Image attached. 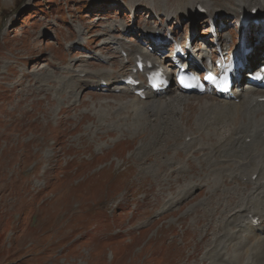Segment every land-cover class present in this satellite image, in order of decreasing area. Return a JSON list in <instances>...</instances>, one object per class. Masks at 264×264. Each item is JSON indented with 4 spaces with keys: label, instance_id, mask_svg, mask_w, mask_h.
<instances>
[{
    "label": "rangeland",
    "instance_id": "rangeland-1",
    "mask_svg": "<svg viewBox=\"0 0 264 264\" xmlns=\"http://www.w3.org/2000/svg\"><path fill=\"white\" fill-rule=\"evenodd\" d=\"M153 1L166 10L187 11L192 0ZM212 1L219 7L235 4L233 0ZM127 8L112 0H0V264H222L210 254V248L211 253L216 252L219 241L211 245L212 228L207 229V219L194 211L186 213L192 206L198 207L204 192L191 188L169 209L165 204L170 192L176 194L184 182L195 181L197 170L189 172L186 162L188 158L196 162L192 151L209 137L199 138V132V137H194L182 119L178 121L177 130L183 129L178 139L154 140L153 129L150 133L140 126L135 133L136 127L132 129L134 124L128 121L131 111H115L120 104L137 103L132 92L116 96L118 93L107 88L95 87L96 80L77 79L58 69L79 58L76 65L102 70L104 63L94 60L92 54L100 49L103 55L112 51L102 48L98 36L103 29L127 24L134 32L129 36L138 42L151 39L146 30L162 25L167 41L190 31L199 45L214 42L205 14L166 21L142 13V8ZM217 20L221 21L217 24L221 34L228 36L222 47L244 41L235 16ZM77 29L84 32L79 40ZM228 31H232V38ZM256 31V27L251 29V40L264 59V39L257 41ZM164 46L152 52L148 43L142 50L166 65L170 53L167 42ZM210 56L214 62L218 59ZM117 70L121 71L119 64ZM64 79L72 82L65 87ZM172 93L167 95H175ZM181 96L190 98L186 106H180L189 123L206 98L231 100L210 93ZM141 101L148 103L150 99ZM118 122L127 128L116 131ZM191 136L193 142L187 151L178 152L176 149L184 150ZM151 139L154 143L150 144ZM156 150L160 158H156ZM171 161L175 165L170 166ZM177 169V173H184L178 174L176 181L172 175ZM201 170L208 176L203 175L198 182L209 184L213 193L219 178L212 174L220 176L219 172ZM186 187L188 184L183 191ZM209 202L213 203L211 196L200 204L201 209L208 210L210 217L216 215V228L226 233L222 237L231 239L226 229L228 206H211ZM164 210L175 212L166 214ZM252 233L255 237L239 251H232L231 246L224 249L221 260L235 253L230 264H264V247L251 249L264 233L255 229Z\"/></svg>",
    "mask_w": 264,
    "mask_h": 264
},
{
    "label": "bare ground",
    "instance_id": "bare-ground-1",
    "mask_svg": "<svg viewBox=\"0 0 264 264\" xmlns=\"http://www.w3.org/2000/svg\"><path fill=\"white\" fill-rule=\"evenodd\" d=\"M233 1L235 2L233 7H229L228 5L219 7L213 4L212 0H192L190 2V9L188 8L189 2L185 5L188 8L187 11L184 9H173L174 7L172 8V10L171 8L166 10L163 6H158V4H156L152 0H125L124 2L128 6L129 11H132L138 7H142L144 9L142 13H148L160 19L161 17H164L166 21L177 19L179 16L181 17V15L187 16V14H189L191 17L194 12H196L197 6L205 10L206 16L209 19L214 18V16L222 19L223 17H227L230 15L235 16V19H238L241 13H243L244 11H247L252 7L262 8V5L264 4V0ZM112 2L116 5H121L119 0H112ZM259 20L261 21V18ZM119 30H121L122 32L115 33ZM164 31L165 26H154L145 31L146 34L152 32V40L144 39L138 42L131 36H129L134 32L129 30L128 24L126 25V27L103 29L102 33L98 36L100 45L103 46L102 48H106L109 51L111 50L112 53L110 55H103L100 49L97 53L95 52L94 54H92L94 56V60L104 63V65H101L102 70L94 71L90 70L87 67L76 65L77 62H80L79 58L73 59L66 67H61L58 69L64 72H70L72 76L77 79H84L85 81L90 82H94L96 80L97 86H95L94 83L92 84L95 87H98L101 81H105L107 89H109L111 92L118 93L116 96H125L129 93L130 89L127 86L121 85L122 83L120 84L121 81L119 80L125 78L127 74H131L132 70L135 67L134 62H136L139 57L143 59V63L145 65L162 63L157 58L152 57L151 54L143 51L142 46L144 44L147 45L148 43H150V45L154 47L156 45L154 44V40H156L157 37H160L159 35L163 36ZM208 32L210 33L211 30L208 29ZM76 33L78 40L84 35V32L81 29H77ZM228 34L232 38V31H228ZM143 35H145L144 32L142 33V36ZM226 37L228 36H223L221 34L219 40L216 41L214 45H210L213 46L211 48H209V44L207 43L195 48L193 50V54L197 59L200 60V63L198 62L195 66L190 65L191 70L196 71L199 69H203L205 66L202 65V62H204V60L209 57V53L213 54L215 57L221 56L223 53H225L226 49L223 48L225 46L221 47V41L226 40ZM263 39L264 28L260 29L257 40L262 41ZM163 41L166 40L163 39ZM245 47L254 48L257 52V54L253 57L246 56V60H248V62L252 64V61H254V59H256V57L258 56L259 47L258 45L256 47L255 42L246 40L244 46L242 42L237 45V50L235 52L242 54ZM231 50L232 48H230V51ZM173 56L174 55H172L171 57ZM131 62H133V64L129 67L128 64H130ZM117 64L120 65L121 71L117 70ZM167 65L171 67V69L166 68V72L169 76H171L178 69V65L176 63L175 65H172V61ZM137 75V79H140V74ZM62 81H65L64 84L66 83L67 86L72 82L71 79H64ZM62 81H58L59 87H61V83H63ZM66 84L64 85L65 87ZM144 87V83L138 86V88ZM138 88L136 87L133 89ZM58 90L60 89L58 88ZM169 92H174L172 94L175 95H167ZM104 95L110 96V94ZM144 95L145 100L147 98L150 99L148 103H143V101H141V99L137 96L135 97L137 103L126 102L120 105L118 104L119 106L115 110L117 111V114L126 109H129L131 111L128 115V121L131 124H134L131 126L132 129H135L136 127L134 131L135 133L138 131V128L142 127L143 131L148 130L150 133L153 129L154 140L162 139L163 141H167L170 139H178L183 129L179 131L177 130V126L178 124H180L178 121L182 119L186 121L185 127L190 128L189 132L192 131L194 137H199V134L197 132L202 133V136L199 138L209 137L204 139L206 140V143H202L201 148L198 149L197 147L194 151H192L191 155L195 157L196 162H194L191 158H188L186 162V168L189 172L191 171L193 173L194 170H197V173H194L195 181L189 180L187 182H184L182 185H180L176 194H172L170 192V198L166 200L165 204L167 205V209H169L176 203L180 202L185 197V195L189 193L191 188H198L201 192H204L205 196L203 197L202 201L198 202V207L192 206L186 211V213L188 214L189 212L194 211L195 213L199 214L198 217L207 219V229L212 228L213 240L211 242V245L216 243V241H219V243L217 244L216 252L211 253V250L213 248H210V254L214 256L218 261L222 262V264H230L233 261L232 255L236 254L229 253L227 254L225 260H221L223 254H225L226 252L224 251V249H228L231 246V250L237 252L245 246V243L255 237L252 233L254 229L261 234L264 233V91L247 84L241 86L239 89L234 88V90H232V93L230 95L231 100L238 99L237 103L231 100L214 102L206 98L205 101L198 106L197 114L194 115L193 118H191V123L188 122L187 116H183V112L180 109V106L184 107L187 105V102L190 100V98L181 96L179 93H177L176 88H168L164 92H145ZM138 102H140L141 104L138 105ZM95 111L97 113V111L101 110ZM174 114L176 116L172 117ZM101 120L107 122L109 119L102 118ZM108 125L111 124H107V126ZM113 126L114 125H112V127ZM110 128L111 127H109L108 130ZM126 128L127 127L124 126V124L119 123V125L117 124L114 129L116 131H122ZM96 132L98 131L96 130ZM129 133L132 134L131 132ZM192 142L193 137L191 136L190 141L184 148V150H176L180 153H184L185 151H187L190 143ZM226 142L231 143L230 146H228ZM151 143H154L152 139L150 144ZM155 153L156 158H160V152L156 150ZM241 155L243 156V158L237 159V157H241ZM212 159H214L213 163L211 161ZM169 160H167L166 162H168ZM193 163H195L196 168H194ZM171 164L172 161L170 162V166ZM168 166L169 165H167V168ZM160 168L163 169V166L161 165ZM184 168L181 167V170H183ZM201 168L214 173L219 172L220 174V176L218 175V173L216 175L212 174L213 176L219 178L216 186H214L215 188L213 193L209 184L198 182V180L204 175V172H202ZM177 171L178 169L174 170L172 175V177H174L175 179L177 178L176 181L178 180V176L181 173H184V171L180 173H177ZM171 172L172 171L169 172L168 177H170ZM253 176L255 177L253 178ZM174 178L172 179V181L174 180ZM164 181L169 180L165 179ZM186 184H188V188L186 187L187 190L183 191V187L185 188ZM225 191L229 192L228 196L224 195ZM210 196L213 202H209L211 203V206H214V203H217L218 205L220 204L228 206L226 220L229 222V226L225 227L228 230L227 232L232 235L231 239H228V237L226 236L222 237L224 231L216 228L217 225L214 222L217 219V216L215 215L214 217H210V213L209 215L207 214L208 210H206V212L200 207V204L204 203L205 200ZM231 200H233V202H231ZM242 204L245 206L240 207V205ZM238 206L240 208H236ZM164 211V213L166 214L175 212L174 210H171L170 212H168L167 210ZM164 216L166 217V215ZM255 243H257V245L255 247H252V250L264 247V238H258L257 242ZM218 250L221 251L218 252ZM206 254L209 253L206 252Z\"/></svg>",
    "mask_w": 264,
    "mask_h": 264
}]
</instances>
